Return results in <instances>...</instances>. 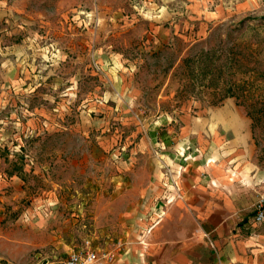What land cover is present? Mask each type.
Here are the masks:
<instances>
[{
  "label": "rangeland",
  "instance_id": "obj_1",
  "mask_svg": "<svg viewBox=\"0 0 264 264\" xmlns=\"http://www.w3.org/2000/svg\"><path fill=\"white\" fill-rule=\"evenodd\" d=\"M247 27L264 31V0H0V264H62L86 242L116 256L125 204L158 164L147 138L186 118L250 147L264 197V43L238 38ZM233 44L259 51L257 80L233 76L254 81L243 102L199 74L202 50Z\"/></svg>",
  "mask_w": 264,
  "mask_h": 264
},
{
  "label": "crops",
  "instance_id": "obj_2",
  "mask_svg": "<svg viewBox=\"0 0 264 264\" xmlns=\"http://www.w3.org/2000/svg\"><path fill=\"white\" fill-rule=\"evenodd\" d=\"M226 122L237 133L241 121ZM221 123L186 118L179 134H168L171 122L147 138L158 164L146 184L134 185L121 216L124 245L105 264H264V224L253 223L262 174L248 145L238 155L235 142L225 145L211 129ZM250 131L240 130L238 143Z\"/></svg>",
  "mask_w": 264,
  "mask_h": 264
},
{
  "label": "trees",
  "instance_id": "obj_3",
  "mask_svg": "<svg viewBox=\"0 0 264 264\" xmlns=\"http://www.w3.org/2000/svg\"><path fill=\"white\" fill-rule=\"evenodd\" d=\"M262 28H252L247 27L244 32H242L241 35H238L240 37L245 38H252L254 41H256V44L251 45H257V48H260L261 45L264 43V31ZM234 30L229 29L226 34L229 37H231L234 34ZM219 36H223V34L219 33ZM222 40V39H220ZM241 44L230 46V47H220L219 49L214 50H206L199 54V60H202L203 67L200 68L199 74H212L216 76V87L218 89L216 95L219 96L218 100L221 101L227 97H236L241 98V101H245L246 99V92L248 93L250 89L254 85V81L257 80L259 76L262 74L255 68V67H249L247 63L255 61L254 65L257 64V54L259 51L257 49L255 51H251L250 53H247L245 50L243 51V48H241ZM211 53H215V55H218L219 61H221L220 64L214 65L213 68L210 67L208 62H211V56H209ZM237 56L244 57L245 59H250L249 61L245 63H241L240 59L237 58ZM252 59V60H251ZM186 60V59H185ZM227 64H230V78L224 76V70L225 67H227ZM247 64V65H246ZM245 66V68H243ZM248 67V68H247ZM209 70V72H208ZM250 73L253 77L252 82L249 80H239L238 82L233 80V76L237 74H245ZM258 101V100H257ZM257 101L253 102V106L257 103Z\"/></svg>",
  "mask_w": 264,
  "mask_h": 264
},
{
  "label": "built area",
  "instance_id": "obj_4",
  "mask_svg": "<svg viewBox=\"0 0 264 264\" xmlns=\"http://www.w3.org/2000/svg\"><path fill=\"white\" fill-rule=\"evenodd\" d=\"M253 223L264 224V197L255 205ZM114 257L113 252L99 253L86 242L81 248L71 251L62 264H105L111 262Z\"/></svg>",
  "mask_w": 264,
  "mask_h": 264
}]
</instances>
